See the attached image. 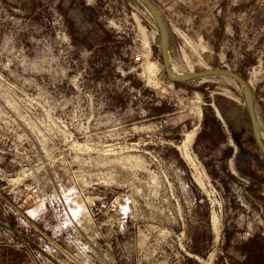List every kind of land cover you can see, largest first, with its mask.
<instances>
[{
  "label": "rangeland",
  "instance_id": "374dc122",
  "mask_svg": "<svg viewBox=\"0 0 264 264\" xmlns=\"http://www.w3.org/2000/svg\"><path fill=\"white\" fill-rule=\"evenodd\" d=\"M149 1L171 64L241 76L264 135V0ZM0 223V264H264L238 88L171 83L136 0H0Z\"/></svg>",
  "mask_w": 264,
  "mask_h": 264
},
{
  "label": "water",
  "instance_id": "95a60500",
  "mask_svg": "<svg viewBox=\"0 0 264 264\" xmlns=\"http://www.w3.org/2000/svg\"><path fill=\"white\" fill-rule=\"evenodd\" d=\"M136 1L139 4H141V6L149 13L157 29L161 61L167 79L173 84L188 83L196 80H201L206 78H216V77L231 80L236 85V87L238 88L241 94L248 115V119L250 122L253 139L260 154L264 157V137L257 117L253 93L248 83L241 76L229 70L208 69L201 72L174 71L171 68L169 37L163 16L159 12V10L154 6V4L149 0H136ZM0 227L10 230L14 234L22 237L21 233L10 228L7 225L0 223Z\"/></svg>",
  "mask_w": 264,
  "mask_h": 264
},
{
  "label": "trees",
  "instance_id": "16d2710c",
  "mask_svg": "<svg viewBox=\"0 0 264 264\" xmlns=\"http://www.w3.org/2000/svg\"><path fill=\"white\" fill-rule=\"evenodd\" d=\"M263 244H264V238H260L259 236L253 237L252 240L248 241L242 247L243 253L245 255H249L251 258L253 257L252 259L256 260L257 256H260L263 253V249H264ZM245 248L247 250L246 253H245Z\"/></svg>",
  "mask_w": 264,
  "mask_h": 264
},
{
  "label": "bare ground",
  "instance_id": "6f19581e",
  "mask_svg": "<svg viewBox=\"0 0 264 264\" xmlns=\"http://www.w3.org/2000/svg\"><path fill=\"white\" fill-rule=\"evenodd\" d=\"M154 64L152 63V64H149L148 66H147V73L152 77L153 76V74H154V66H153ZM171 68L174 70V71H177V72H180L176 67H174L172 64H171ZM146 69V68H145ZM197 114H198V116L200 117L201 116V112H200V110L198 109L197 110ZM201 118V117H200ZM192 137V133H189V134H187L186 135V140L187 141H189L190 140V138ZM263 137H264V135H263ZM215 218V217H214Z\"/></svg>",
  "mask_w": 264,
  "mask_h": 264
},
{
  "label": "built area",
  "instance_id": "2783aa9c",
  "mask_svg": "<svg viewBox=\"0 0 264 264\" xmlns=\"http://www.w3.org/2000/svg\"><path fill=\"white\" fill-rule=\"evenodd\" d=\"M142 60V56L141 55H136L135 57H134V61L135 62H139V61H141Z\"/></svg>",
  "mask_w": 264,
  "mask_h": 264
},
{
  "label": "crops",
  "instance_id": "0c3cea01",
  "mask_svg": "<svg viewBox=\"0 0 264 264\" xmlns=\"http://www.w3.org/2000/svg\"><path fill=\"white\" fill-rule=\"evenodd\" d=\"M153 3V2H152ZM154 6H155V4H154ZM156 7V6H155ZM157 8V7H156Z\"/></svg>",
  "mask_w": 264,
  "mask_h": 264
}]
</instances>
